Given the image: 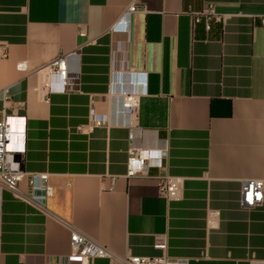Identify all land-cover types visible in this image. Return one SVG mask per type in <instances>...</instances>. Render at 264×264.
Returning a JSON list of instances; mask_svg holds the SVG:
<instances>
[{
    "label": "crops",
    "instance_id": "obj_1",
    "mask_svg": "<svg viewBox=\"0 0 264 264\" xmlns=\"http://www.w3.org/2000/svg\"><path fill=\"white\" fill-rule=\"evenodd\" d=\"M209 6L221 20L207 27L195 15ZM68 53L77 71L41 95V69ZM131 90L129 127L115 95ZM90 107L109 122L92 124ZM4 114L24 117L20 169L47 174L50 194L28 176L33 200L2 191L0 264H78L72 229L117 258L264 264V191L240 204L241 181H264V0H0ZM130 146L165 152L161 168L128 177ZM163 175L176 197L159 192Z\"/></svg>",
    "mask_w": 264,
    "mask_h": 264
},
{
    "label": "built area",
    "instance_id": "obj_2",
    "mask_svg": "<svg viewBox=\"0 0 264 264\" xmlns=\"http://www.w3.org/2000/svg\"><path fill=\"white\" fill-rule=\"evenodd\" d=\"M135 10L134 6H129L124 18ZM204 17L206 26L208 23L215 19L221 20L213 7L209 6L201 13L195 15V20L199 21ZM17 68L24 69V63L18 62ZM77 67L76 55L68 53L61 55L54 61L50 62L43 69L41 73L45 78L41 80L38 89L41 95H48L52 92H62L69 80V74ZM139 73H137L138 75ZM138 90H131L115 95L119 107L117 112L127 117L126 125L132 126L131 117L135 108L138 105L139 98ZM7 96V95H5ZM89 117L92 124L104 125L107 124L108 116L105 114H97L94 109L90 107ZM24 117L20 115H6L0 118V213H1V194L3 190L9 191L14 197L33 200V196L25 195L19 188V183L22 179L28 176V183L30 188L34 189L35 179L38 178L42 185L40 188L43 190V196L50 194V187L47 186V174H28L20 169V158L17 154L23 152L22 137L19 128L23 124ZM131 136V135H130ZM132 137V136H131ZM165 156L163 151H144L140 154L134 147L130 146L127 156V173L128 177L135 175H144L146 169L150 166L161 168L162 159ZM264 181L258 179H245L241 181L240 187V204L243 207L251 208L259 205L263 199ZM159 192L166 197L174 198L179 192L178 179L163 175L159 178ZM70 243V257L77 258L78 264H89L93 258H108L114 260L116 264H187L185 259H171L166 256L149 257V256H135L127 255L125 257H113L111 252L103 245L93 241L84 233L72 229L69 235ZM157 247H163V244H156ZM47 264H52L49 261Z\"/></svg>",
    "mask_w": 264,
    "mask_h": 264
},
{
    "label": "bare ground",
    "instance_id": "obj_3",
    "mask_svg": "<svg viewBox=\"0 0 264 264\" xmlns=\"http://www.w3.org/2000/svg\"><path fill=\"white\" fill-rule=\"evenodd\" d=\"M76 61H77V58H76ZM74 71H77V67L75 68V70Z\"/></svg>",
    "mask_w": 264,
    "mask_h": 264
}]
</instances>
